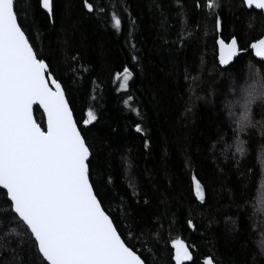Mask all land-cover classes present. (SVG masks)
I'll return each mask as SVG.
<instances>
[{
	"label": "trees",
	"instance_id": "obj_1",
	"mask_svg": "<svg viewBox=\"0 0 264 264\" xmlns=\"http://www.w3.org/2000/svg\"><path fill=\"white\" fill-rule=\"evenodd\" d=\"M130 2L138 25L135 41L140 69L125 47L126 31L117 35L98 27L81 11L80 0H55L54 28L36 8V0H21L19 5L29 11L27 27L37 49L42 44L46 54L51 52L48 63L66 88L76 120L82 122L90 106L97 111L98 122L88 126L87 138L94 145V179L110 176L113 181L101 186L105 207L118 209L123 198L151 223V214L157 212L153 206L166 199L159 208V213L165 207L169 210L167 219L161 220V235L184 240L193 251L195 264H202L209 254L224 264L242 260L251 264L253 256L255 264H264V200L258 198L264 181V102L258 100L252 106L253 121L259 123L240 136L246 153L236 158L242 161L243 179L234 167L235 124L227 108L240 86L251 82L249 65L264 72V61L249 50L223 71L217 60L215 17L206 8L197 9V0H156L161 9L153 0ZM219 13L227 41L236 36L242 48L250 49L264 34L263 13L242 5L241 0H221ZM165 17L168 45L158 38L162 31L158 25ZM77 54L80 59L73 64L70 58ZM81 65L87 71L77 73L74 81L69 66ZM125 65L134 77L132 91L121 94L114 91L112 77ZM127 95H134L137 102L132 107L140 116L127 111L123 104ZM35 116L44 126L46 118L39 106H35ZM137 123L144 133L135 131ZM79 126L84 129L82 123ZM193 176L206 187L203 204L195 197ZM130 183L139 193L138 202L131 200ZM145 198L150 205L143 204ZM188 219L194 228L187 225ZM169 221H174L172 230ZM153 232L155 228L141 235L140 243L133 238L130 244L140 249L147 241L151 252L145 254L151 264H174L170 240L156 243ZM10 259L9 252L0 251V264Z\"/></svg>",
	"mask_w": 264,
	"mask_h": 264
},
{
	"label": "snow or ice",
	"instance_id": "obj_2",
	"mask_svg": "<svg viewBox=\"0 0 264 264\" xmlns=\"http://www.w3.org/2000/svg\"><path fill=\"white\" fill-rule=\"evenodd\" d=\"M241 2L264 13V0ZM20 3L21 0H0V201L4 205L0 208V251L11 255L5 264H151L145 254L151 252L147 241L141 243L140 249L130 241L135 238L140 243V236L152 228H155L152 235L156 236V243L161 239L166 243L170 240L174 264H195L193 251L184 240L161 235V220L167 219L169 210L165 207L159 213V208L166 204V199L158 200L153 206L157 212L151 214V223L123 198L118 209L105 207L101 186L107 187L113 181L110 176L107 180L103 176L99 181L94 179V145H90L87 138L88 126L98 122L97 111L90 106L82 122L74 118L66 88L48 63L51 52L46 54L42 44L37 49L27 27L29 11L21 8ZM153 3L158 9L162 8L156 0ZM195 6L208 9L209 15L215 17L217 60L223 71L249 50H255V56L264 60V37L251 43L250 49L242 48L236 36L228 42L223 38L221 0H204L203 3L197 0ZM36 8L46 14L49 26L54 28L55 0H36ZM80 8L98 27L117 35L126 31L125 47L133 65L140 69V50L135 41L138 25L130 0L107 3L80 0ZM179 15H183L182 8ZM31 16L35 23V9ZM165 19L158 25L162 30L158 31V38L168 45ZM70 59L75 64L80 59L79 54ZM69 70L74 81L77 73L87 71L82 65L75 69L69 66ZM133 77L131 68L123 66L112 77L114 91L131 92ZM249 79L251 82L240 86L238 95L227 104L235 124L233 158L238 173L242 161L236 158L237 154L243 157L246 153L245 141L240 136L249 126L259 123L253 121L252 106L258 100L264 101V72L250 64ZM136 102L134 95H127L123 100L127 111L140 116V111L132 107ZM34 105L43 109L44 126L34 119ZM135 131L144 133L145 129L137 123ZM148 146L149 141L145 139L144 147ZM220 174H223L222 169ZM240 176L243 179L244 174ZM192 182L196 199L205 203L206 187L196 176L192 177ZM129 188L133 189L131 200L138 202L135 185L130 183ZM258 198L264 200V187ZM143 204L148 206L151 201L145 198ZM169 223L172 230L174 221ZM187 225L195 227L191 219L187 220ZM255 259L253 256L251 264H255ZM202 264L224 262L209 254ZM240 264L247 261L242 260Z\"/></svg>",
	"mask_w": 264,
	"mask_h": 264
},
{
	"label": "water",
	"instance_id": "obj_3",
	"mask_svg": "<svg viewBox=\"0 0 264 264\" xmlns=\"http://www.w3.org/2000/svg\"><path fill=\"white\" fill-rule=\"evenodd\" d=\"M254 8V7H253ZM256 10H259V9H256ZM259 11H261V10H259ZM263 15H264V13H263ZM262 37H264V34H263V36ZM261 38V37H260ZM259 38V39H260ZM231 39V38H230ZM229 41V40H228ZM227 40H226V42H228ZM255 42V41H254ZM240 45V44H239ZM252 52H253V54H254V56H255V50H252ZM218 53V52H217ZM256 57V56H255ZM256 58H258V59H260V60H262L261 58H259V57H256ZM264 61V60H263ZM35 106H39V105H34L33 106V109H34V111H33V116H34V119L36 120V122H37V119H36V116H35ZM71 106V105H70ZM41 110H42V112H43V109L41 108ZM73 114H74V112H73ZM74 118H75V115H74ZM76 119V118H75ZM38 123V122H37Z\"/></svg>",
	"mask_w": 264,
	"mask_h": 264
},
{
	"label": "rangeland",
	"instance_id": "obj_4",
	"mask_svg": "<svg viewBox=\"0 0 264 264\" xmlns=\"http://www.w3.org/2000/svg\"><path fill=\"white\" fill-rule=\"evenodd\" d=\"M245 84V83H244ZM263 182V185H262V187H264V181H262Z\"/></svg>",
	"mask_w": 264,
	"mask_h": 264
},
{
	"label": "clouds",
	"instance_id": "obj_5",
	"mask_svg": "<svg viewBox=\"0 0 264 264\" xmlns=\"http://www.w3.org/2000/svg\"><path fill=\"white\" fill-rule=\"evenodd\" d=\"M261 102H264V101H261Z\"/></svg>",
	"mask_w": 264,
	"mask_h": 264
}]
</instances>
